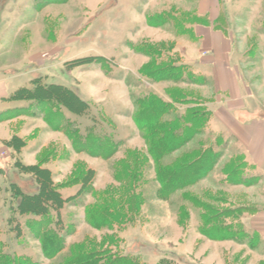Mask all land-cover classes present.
<instances>
[{"label":"rangeland","instance_id":"obj_1","mask_svg":"<svg viewBox=\"0 0 264 264\" xmlns=\"http://www.w3.org/2000/svg\"><path fill=\"white\" fill-rule=\"evenodd\" d=\"M199 1L0 0V65L9 58L15 69L8 77L16 76L1 98V108L14 110L0 111V183L6 185L1 172L18 163L46 167L67 200L52 212L61 220L64 248L47 258L26 226L32 215H19L8 224L11 198L2 192L0 241L5 251L41 264H61L81 246L134 253L146 264H264L243 242L219 238L202 224L206 207L245 208L249 195L247 179L222 180L227 164L242 149L224 124L213 123L208 101L215 98L214 82L197 77L199 69L184 56L186 46L199 44L194 27L211 23L200 14ZM219 1L217 26L232 41L243 90L257 114L264 115V0ZM173 63L190 66L196 79L166 77L163 71ZM34 80L78 88L89 110L78 115L63 108L65 116L82 132L93 128L113 138L118 149L106 158L78 151L63 131L48 124L41 105L11 99ZM162 104L173 109L162 121L174 112L199 111L208 122L204 134L158 161L150 151L158 137L148 114L153 107L162 113ZM218 135L223 155L204 174L213 157L192 161L201 142ZM14 138L23 146L6 144ZM180 163L190 172L177 179L189 183L168 194L160 173ZM173 251L176 261L167 259Z\"/></svg>","mask_w":264,"mask_h":264},{"label":"trees","instance_id":"obj_2","mask_svg":"<svg viewBox=\"0 0 264 264\" xmlns=\"http://www.w3.org/2000/svg\"><path fill=\"white\" fill-rule=\"evenodd\" d=\"M215 21V27L219 30L217 25H220V18ZM223 31V30H222ZM166 77L172 80L189 81L194 78V73L190 66L178 65L173 63L172 66L163 71ZM156 74L160 75V71ZM197 77L210 80L207 76L199 74ZM206 82V81H205ZM12 100H30L29 106L41 105V110L46 116V121L55 130L63 131L71 140L72 145L78 151H86L90 154L99 153L103 157H109L113 152L118 149V143L107 135H102L94 131L93 128H88L82 132L78 126L72 123L65 116L63 108H66L72 113L81 115L88 112L90 104L83 98L78 88L69 87L63 83H43L38 80L33 81L32 86H22L11 95ZM35 103V104H34ZM164 111L161 113L158 107H153L149 110L148 115L151 116V126L154 128L153 134L158 137L150 145L151 154L156 160L163 159L165 156L170 155L182 149L185 145L190 143L198 134H204L208 119H204V114L199 111L191 113L175 114L173 117L166 118L162 121L164 115L172 114L173 109H168L165 104ZM150 107V106H149ZM20 108V107H19ZM26 109V107H23ZM23 109V110H24ZM157 109V110H156ZM14 109L6 110L13 111ZM26 111V110H25ZM208 112V111H207ZM6 113V112H2ZM207 116V115H206ZM209 117V116H207ZM141 123V122H140ZM150 123V122H149ZM146 127V126H145ZM20 138L9 140L6 144L10 146H23ZM220 137L216 140H210L208 143L203 144L199 153H197L196 161L206 158L207 156L213 157L212 161H204L209 167L204 174H207L211 167H213L217 160L223 155L224 150L218 149L220 145ZM218 146V148H217ZM227 164V175L223 173L222 180L232 183L244 182L242 179H247L248 185L256 183L258 178L250 175L248 171L249 165L246 161L243 152H240ZM185 160L180 162H184ZM17 167L21 168V172L17 171ZM15 169L7 171L4 174L6 178V185L3 187L0 183V195L6 192L10 195L11 203L9 205L8 224L12 225V221H17L19 215L30 214L26 221L28 226L34 234L35 238L41 243L44 250L45 257L53 258L60 253L65 245V236L60 233L61 220L53 218V211L59 212L66 199L63 198L61 188L53 181L50 171L46 167L35 166L25 167L23 163H18ZM184 164H176L173 166L163 168L160 173L161 180L165 185L168 194L174 193L175 190L184 188L187 180H181L177 177H184L187 175L189 169ZM31 173L32 176L23 178V174ZM19 173L21 175H19ZM203 174V175H204ZM225 177V178H224ZM240 183V182H239ZM242 183V184H244ZM237 184V183H236ZM247 208V209H246ZM246 209V210H245ZM249 210L248 207H234L232 210L221 209L216 206L206 207V212L203 217V226L207 230H214L219 238H230L233 240L246 242L248 237V230L242 218ZM11 229H13L11 227ZM21 235V232L18 233ZM173 256H168L167 259L176 261L177 254L172 252ZM175 258V259H174ZM0 264H41V262L33 259L31 256L18 255L15 252L5 251L1 246L0 241ZM61 264H146L139 256L134 253H117L112 252L107 248L88 249L81 246L75 250L74 255L65 260Z\"/></svg>","mask_w":264,"mask_h":264},{"label":"crops","instance_id":"obj_3","mask_svg":"<svg viewBox=\"0 0 264 264\" xmlns=\"http://www.w3.org/2000/svg\"><path fill=\"white\" fill-rule=\"evenodd\" d=\"M199 12L208 16L211 23L194 27L199 44L186 46L184 56L200 74L214 82L215 98L208 101L215 116L213 123L224 124L231 131L248 162L249 174L258 178L256 183L247 186L249 210L242 220L248 237L243 245L264 260V187L261 185L264 182V115L257 114L250 95L243 90L232 41L214 26L220 13V1L200 0ZM6 62L0 65V111L9 108L8 105L1 108V98L9 91V80L16 79L12 74L8 77L15 64L10 65L9 58Z\"/></svg>","mask_w":264,"mask_h":264}]
</instances>
